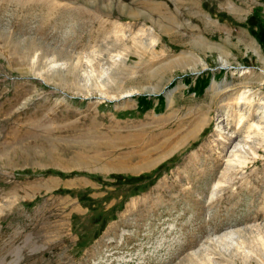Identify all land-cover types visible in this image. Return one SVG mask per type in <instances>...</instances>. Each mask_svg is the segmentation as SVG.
<instances>
[{
    "label": "rangeland",
    "instance_id": "1",
    "mask_svg": "<svg viewBox=\"0 0 264 264\" xmlns=\"http://www.w3.org/2000/svg\"><path fill=\"white\" fill-rule=\"evenodd\" d=\"M263 70L264 0H0V264H264Z\"/></svg>",
    "mask_w": 264,
    "mask_h": 264
},
{
    "label": "bare ground",
    "instance_id": "2",
    "mask_svg": "<svg viewBox=\"0 0 264 264\" xmlns=\"http://www.w3.org/2000/svg\"><path fill=\"white\" fill-rule=\"evenodd\" d=\"M23 9H24V7H23ZM222 62H223L222 66L229 67V64H228V62L226 60H222ZM203 67L206 68V65L204 64ZM263 72H264V70H263ZM224 88L221 89V92L222 91H229V90H231V88H228V87L225 88V89ZM219 89H220V87L219 88H217V86H214L213 87V90L218 91ZM133 91H135V90H132V89L131 90H125V91H122L121 93H119V94H117L116 96H113V97L110 96L106 92H102V96H103V98H110V99L122 100V99H125L127 97L133 96L136 93H138L136 91L135 92H133ZM258 96L259 95L257 93H255V92L252 93V94H250V95H248V93H245L244 91H242L241 94H240V96H239V98H238V100H237L238 105H242L243 103L246 104L247 107L250 108V112H249V115L247 117H245L243 115H241V116L238 117V115H237V117H238L237 129L235 131H233L232 133H227V135L229 137L228 140H233L234 142H235V140H239L234 145V148L231 151V156H230L231 158L229 159V163L230 164H233L235 161H238V159H240V157H241V155H242L243 152H246L247 150H252L254 148V146L256 145V141L253 142V140H254L255 137H262V136H264V115H263L264 114V111L263 112H255V113H252L253 110L251 108V107H253V106L256 105V100H257V97ZM170 101H172V100H170ZM252 114H254L255 116L256 115L257 116H260V118H259V120L257 122L251 121V118H252L251 115ZM225 119H227V118H224L223 120H220V121L224 122ZM203 120H205L206 123L208 122V119L207 118H205ZM247 121L249 123L244 126L243 124L246 123ZM196 131L198 132L199 129H196ZM196 131H195V127H192L185 134L181 135L180 138H179V140L187 139L188 137H190L192 135V133H194ZM254 133H256V134H254ZM242 134H243V138L238 139ZM179 147L180 146L176 145L175 149H177Z\"/></svg>",
    "mask_w": 264,
    "mask_h": 264
},
{
    "label": "trees",
    "instance_id": "3",
    "mask_svg": "<svg viewBox=\"0 0 264 264\" xmlns=\"http://www.w3.org/2000/svg\"><path fill=\"white\" fill-rule=\"evenodd\" d=\"M161 168V167H160ZM158 169L159 171H161V169ZM165 168V167H164ZM163 168V169H164ZM148 174H151V173H147V174H144V175H142V176H140V177H136L137 179H139V180H143V179H149V178H147V176H148Z\"/></svg>",
    "mask_w": 264,
    "mask_h": 264
}]
</instances>
